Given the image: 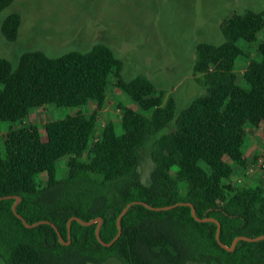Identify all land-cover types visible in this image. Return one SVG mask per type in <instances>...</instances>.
I'll use <instances>...</instances> for the list:
<instances>
[{
    "label": "trees",
    "instance_id": "16d2710c",
    "mask_svg": "<svg viewBox=\"0 0 264 264\" xmlns=\"http://www.w3.org/2000/svg\"><path fill=\"white\" fill-rule=\"evenodd\" d=\"M14 0H0V15ZM22 18L8 15L1 33L17 40ZM224 42L196 48L193 73L206 92L176 112L172 99L147 76L128 81L124 63L106 44L89 51L52 57L42 50L25 53L17 68L0 58V122H10L6 154L0 155V257L6 264H264V177L250 187L226 184L247 167L245 124L264 121V11L247 9L221 24ZM259 40L253 57L248 47ZM246 56V57H245ZM240 58L249 62L242 77L234 71ZM117 88L136 108L118 103L119 126L99 128V110ZM46 104L80 113L46 124L47 140L39 127L24 122ZM174 121L173 132L158 139L152 152L155 168L145 183L139 168L141 149ZM68 173L57 174L61 163ZM237 167V169L235 168ZM17 212L35 224L28 228ZM133 202L172 209L154 211L131 206L121 221L122 234L111 246L97 238V223L84 226L73 217H101L100 235L110 243L118 235L117 219Z\"/></svg>",
    "mask_w": 264,
    "mask_h": 264
},
{
    "label": "rangeland",
    "instance_id": "374dc122",
    "mask_svg": "<svg viewBox=\"0 0 264 264\" xmlns=\"http://www.w3.org/2000/svg\"><path fill=\"white\" fill-rule=\"evenodd\" d=\"M247 9L264 11V0H14L0 15V58L8 59L17 68L22 56L33 50L58 57L71 51L87 52L103 43L123 61L125 80L147 76L158 89L166 92L165 101H174L178 113L206 92L193 73L197 46L222 44V22ZM14 13L21 16L22 25L17 40L9 42L1 33V22ZM238 45L247 50L246 56L253 57L259 40L250 47L244 41H239ZM248 62V58H240L233 71L242 77L239 69L246 71ZM119 102L136 108L117 88L110 91L104 109L90 105L92 111L99 112L100 129L109 122L121 124L123 113L118 108ZM78 113L80 110L46 104L33 110L24 123L37 125L43 139L47 140V123ZM10 125V122H0V155L3 157ZM175 128V122H170L141 149L139 171L145 183L150 181L155 168L152 152L158 139ZM244 129L249 137L245 155L247 167L226 183L235 187L253 186L264 177V164L259 163L264 153V121L245 124ZM67 171L64 162L57 168L60 177L66 176ZM0 264H6L1 257ZM105 264L122 263L110 259Z\"/></svg>",
    "mask_w": 264,
    "mask_h": 264
},
{
    "label": "water",
    "instance_id": "95a60500",
    "mask_svg": "<svg viewBox=\"0 0 264 264\" xmlns=\"http://www.w3.org/2000/svg\"><path fill=\"white\" fill-rule=\"evenodd\" d=\"M11 197H3V198H0V201L3 200V199H10ZM16 202L14 203L13 205V211L15 213V215L22 220V222L24 223V225L28 228H34L38 225H41V224H49V225H52L54 227V229L56 230V232L58 233V236H59V239L62 243H64V240L62 238V235L61 233L59 232L58 228L56 227L55 224L49 222V221H41V222H37L35 224H28V222L17 212V206L18 204L20 203L21 201V197H16ZM135 204H143L145 205L146 207H148L149 209L151 210H154V211H162V210H169V209H172L173 206H168V207H152L150 206L149 204H146V203H142V202H133V203H130L129 205H127L123 211L121 212V214L119 215L118 219H117V225H118V229H119V232H118V235L113 239V241H111L110 243H105L102 238H101V235H100V230H101V226H102V223H103V219L101 217L99 218H96V219H93L91 221H83L81 218L79 217H73L69 223H68V233H69V239H71V222L73 220L75 221H78L79 223H81L82 225L84 226H91V225H94L97 223V229H96V235H97V238H98V241L103 245V246H106V247H109L111 245H113L117 240L118 238L121 236L122 234V227H121V221L123 219V217L127 214V212L129 211V209L131 208V206L135 205ZM188 206H190L192 208V214H193V217L199 221V222H216L217 225H218V230H217V235H216V239L218 241V243L220 244V246L224 249H226L227 251H233L235 248H236V245L239 241L241 240H245V241H249V242H256V241H260V240H263L264 239V236H261V237H256V238H247V237H244V236H241V237H238L234 240L233 244L229 247L227 245H225L221 240H220V234H221V230H222V226L219 222H217L216 220L214 219H211V218H205V219H201V218H198L196 216V210L194 208V206L190 203H187Z\"/></svg>",
    "mask_w": 264,
    "mask_h": 264
},
{
    "label": "built area",
    "instance_id": "2783aa9c",
    "mask_svg": "<svg viewBox=\"0 0 264 264\" xmlns=\"http://www.w3.org/2000/svg\"><path fill=\"white\" fill-rule=\"evenodd\" d=\"M239 71L241 72V74L243 76L244 73H245V71H243L242 68H240ZM259 163H260V165H263L264 164V153H263L262 157L259 159Z\"/></svg>",
    "mask_w": 264,
    "mask_h": 264
}]
</instances>
